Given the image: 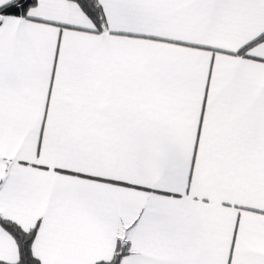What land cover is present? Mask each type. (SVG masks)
<instances>
[{"label": "snow or ice", "instance_id": "6c2138e0", "mask_svg": "<svg viewBox=\"0 0 264 264\" xmlns=\"http://www.w3.org/2000/svg\"><path fill=\"white\" fill-rule=\"evenodd\" d=\"M0 264H264V0H0Z\"/></svg>", "mask_w": 264, "mask_h": 264}]
</instances>
